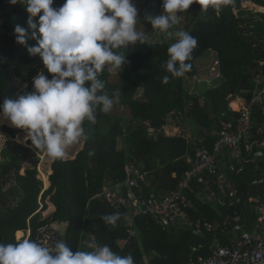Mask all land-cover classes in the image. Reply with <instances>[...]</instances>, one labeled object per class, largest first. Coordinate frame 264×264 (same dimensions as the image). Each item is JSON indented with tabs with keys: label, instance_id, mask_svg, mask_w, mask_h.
<instances>
[{
	"label": "trees",
	"instance_id": "obj_1",
	"mask_svg": "<svg viewBox=\"0 0 264 264\" xmlns=\"http://www.w3.org/2000/svg\"><path fill=\"white\" fill-rule=\"evenodd\" d=\"M140 1L144 9L139 11L138 22L149 24L145 15L156 16L163 11L162 0ZM64 2L53 0L52 7ZM183 13L176 31H187L198 41L186 61L190 69L181 77H173L164 69L167 49L176 41L173 36L165 34L158 40L147 37L145 43L122 48L119 54L125 55V64L115 70L116 81L110 84L105 69L99 75L105 82L103 91L111 96L114 88L118 94L114 106L120 112L109 118L97 108L95 124L84 121L89 139L73 158L51 162L48 188L43 189L36 167L21 172L30 149L12 140L18 130L9 121L1 122L6 119L0 114V129L10 137L0 147V243H16L18 230H29L33 237L39 226L63 221V240L73 251H87L83 243L94 235L99 245H108L120 256L131 255L134 264H196L198 255L206 256L211 247L230 243L232 233L222 222L233 213L217 199L206 200L199 184L193 183L194 190L188 193L192 206L186 213L187 222L200 219L213 223L210 231L200 234L187 226H163L148 215H140L134 219L136 235L128 238L123 225L127 211L111 209L99 194L104 186L126 183V167L131 165L144 174L140 189H136L141 197H164L176 190L192 166L195 150L213 149L222 114L228 119L238 115L230 108V101L242 97L249 102L260 92V101L250 116L252 139L258 143L249 153L241 151L240 159L228 151L217 159L218 170L242 199L236 210L245 229L258 224L248 199H264L262 186L252 183L264 178V0H234L219 14L211 8L203 12L200 4L193 3ZM27 16L22 5L0 0V104L5 98L34 91L33 77L38 72L44 71L49 79L52 76L45 67L40 71L32 67L42 59L27 51L28 46L37 44L30 37V29L26 45L15 40L14 27L19 24L27 29ZM203 54H212L213 60L209 75L201 80L195 61ZM215 61L218 75L214 76L210 67ZM166 75L169 79L165 83ZM12 78L26 86L18 88ZM199 81L207 84L204 89L197 88ZM168 119H173L172 123ZM185 125L192 130V142L184 133ZM25 134L17 138L23 141ZM223 160L226 165L220 166ZM229 163L241 170L231 171ZM214 188L220 191L219 184ZM219 197L226 199L223 192ZM115 212L120 213L115 227L100 218Z\"/></svg>",
	"mask_w": 264,
	"mask_h": 264
},
{
	"label": "clouds",
	"instance_id": "obj_2",
	"mask_svg": "<svg viewBox=\"0 0 264 264\" xmlns=\"http://www.w3.org/2000/svg\"><path fill=\"white\" fill-rule=\"evenodd\" d=\"M20 4L27 16V29L19 24L14 27L15 40L26 45L30 37L37 41L28 46L30 55H37L48 73L40 71L33 77L34 91L25 92L15 99L5 98L0 104V114L10 124L23 130V141L46 153L53 160H63L66 149L86 142L85 120L96 122V110L107 114L119 99L110 96L105 82L99 78L105 66L116 70L124 66L125 55L118 49L128 48L137 42L145 43V31L137 30L138 9L132 0H65L58 8L53 0H9ZM193 3L201 11L209 8L217 14L234 0H162L160 15H145L144 19L167 36L175 35L176 41L168 49L164 69L173 77H181L191 67L197 39L189 32L170 31L179 24L180 15ZM39 14V15H38ZM34 19V18H37ZM169 76H164L166 83ZM91 154V153H90ZM112 227L120 218L115 212L100 217ZM90 251H73L64 241H57L53 248L34 240L23 238L16 243H0V264H134L131 255L120 256L108 245L89 244Z\"/></svg>",
	"mask_w": 264,
	"mask_h": 264
},
{
	"label": "built area",
	"instance_id": "obj_3",
	"mask_svg": "<svg viewBox=\"0 0 264 264\" xmlns=\"http://www.w3.org/2000/svg\"><path fill=\"white\" fill-rule=\"evenodd\" d=\"M217 64L218 61H215L210 67V73L214 76L213 72H217ZM259 101L260 95L255 94L243 107L235 110L238 112L236 117L228 119L225 113L222 114L221 128L213 149L202 147L195 150L190 170L179 182L177 189L168 195L159 197L150 194L148 197H141L136 189H140V180H144V174L132 165L126 167L129 175L126 183L115 187H103L99 195L108 206L116 211H127L123 225L127 228L128 238L136 235L134 219L140 215H148L163 226L170 224L187 226L194 234L210 231L213 228V223L210 221L197 219L192 223L187 222L186 210L192 206L188 193L194 190L193 183H195L202 187L201 192L206 200L217 199L233 210L231 218H226L222 222L223 228L232 233L230 243L211 247L210 254L206 256L198 255L196 264H264V199L262 196H251L248 199L252 203L260 225V236H255L245 229L242 216L236 210L242 202L241 197L233 183L218 170L217 165L218 156L223 151H228L233 158L240 159L243 156L241 151L249 153L258 143L257 140L252 139L250 116L252 107ZM228 165L231 171L241 170V167L237 168L233 163ZM252 183L261 185L264 190V178L255 179ZM214 184L220 185L219 192L214 188ZM222 192L226 196L225 201L219 197ZM23 238L34 240L49 248H53L57 241H64L63 233L58 231L54 223L41 225L33 237L28 234ZM89 244H98L94 235H90L83 243L87 251L91 250Z\"/></svg>",
	"mask_w": 264,
	"mask_h": 264
},
{
	"label": "rangeland",
	"instance_id": "obj_4",
	"mask_svg": "<svg viewBox=\"0 0 264 264\" xmlns=\"http://www.w3.org/2000/svg\"><path fill=\"white\" fill-rule=\"evenodd\" d=\"M132 2L137 7V9H138V15H139V13H140L139 11H141V9L142 10L144 9L143 2L140 1V0H132ZM196 4H198V3H196ZM162 12H163L162 10L161 11H158V13H156V15H160ZM178 14L180 15V18H179V21H180V19L183 18L184 13H178ZM177 25L176 26H173V28L170 29V31H172L173 33H175L176 30H177ZM137 30H139V31H145L147 37L149 39H151V40H158L159 38L165 36V34L164 33H161L159 30H153V28H152V30H150V23L148 24V23H145V22H138L137 23ZM173 37H175V35H173ZM120 50L121 49H118L117 50L118 53H119ZM212 60H213L212 54H203L201 57H199L195 61V65L197 66V68H198V70L200 72L199 73V76H200V79L201 80H202L203 77L206 78L207 74L209 75L208 69H209L210 64L212 63ZM32 67H36L40 71L44 67V65H43L42 62L41 63L36 62V63H32ZM109 67L110 66H105V70H107L109 72V81H110V84H112V83H114L116 81V74H115V70L110 71L109 70ZM213 74L216 75L217 72H213ZM12 81H13V85L17 86L20 89H22V88H24L26 86V84L25 83H21L20 82V79H18V78H12ZM196 84H197V88L198 89H204V86L207 85V84H205L202 81H199ZM111 91L113 93V92H115V89L114 88H111ZM137 94H139V91H138ZM258 94L261 96V93L260 92ZM246 102L247 101H245V103ZM237 109H239V108H237ZM119 112H120V108L119 107H116V106H113L112 110L109 113H107V115L110 118L113 114H118ZM172 121H173V119L172 120L171 119H168V122L169 123H172ZM1 122H8V120L7 119H6V121L5 120H1ZM183 127H184V133L187 135V138H189L191 140V142H192V140H193L192 130L187 125H185ZM15 129H17L18 132H17V134L15 135V137L12 140L15 141V142H17V140H16L17 137L23 135V133H25V132L23 130H21V129H18V128H15ZM8 138L10 140V137L0 129V147L4 143V140H6ZM17 143H19V144H21V145H23L25 147H28L30 149L29 155L26 157V159L24 160V162L21 165V172H23L25 168L31 167L32 165H35L34 167L37 168L38 177L42 180L43 189H46V187L44 186V183H43V179H42V174L41 173H46L47 172V169H49V171H50V169H51L50 166H51V162L53 161V159L49 158L46 153L39 152V150H37L33 146H31V141L30 140L27 141V144H24V143H21V142H17ZM82 144H83V142L82 143H77V144H74V145L70 146L68 149H66V155L67 156L65 157V159L66 158L67 159L73 158L75 156L76 152L82 148ZM120 145H121V143H120ZM34 155H39V159L37 161L32 160V156H34ZM41 155L44 156V162H41V160H42ZM50 172H49V174H50ZM49 174H48V176H49ZM54 226L58 229V231L60 233H63L64 228L66 226V223L63 222V221H59V222L54 223ZM18 231H20V230H18ZM21 231H23V237H26L27 236V232L29 230H26V232H24V230H21ZM16 232H15V238H16V240L22 239V237H20V238L17 237Z\"/></svg>",
	"mask_w": 264,
	"mask_h": 264
},
{
	"label": "crops",
	"instance_id": "obj_5",
	"mask_svg": "<svg viewBox=\"0 0 264 264\" xmlns=\"http://www.w3.org/2000/svg\"><path fill=\"white\" fill-rule=\"evenodd\" d=\"M236 102L237 103V105H235L234 107L233 106H231V104L233 103V102ZM245 99H243V98H241V97H236V98H233L231 101H230V103H229V105H230V107L231 108H234V110H237V108H241V107H243L244 105H245ZM235 107H237V108H235ZM226 159V158H225ZM221 165H226V163H225V161L223 160L221 163H220V166ZM50 171H51V169H50ZM49 171V172H50ZM49 172H48V174H49ZM51 173V172H50ZM48 176V175H47ZM48 178V177H47ZM48 185H49V180H48ZM48 185L47 186H45V187H48ZM260 225L259 224H257L256 222H254V224L253 225H251L250 227H248V229H249V231L251 232V233H253L255 236H260V227H259ZM24 232H26V231H24ZM30 233V231H28L27 232V235Z\"/></svg>",
	"mask_w": 264,
	"mask_h": 264
},
{
	"label": "bare ground",
	"instance_id": "obj_6",
	"mask_svg": "<svg viewBox=\"0 0 264 264\" xmlns=\"http://www.w3.org/2000/svg\"><path fill=\"white\" fill-rule=\"evenodd\" d=\"M233 107L235 106V105H237V103L234 101L232 104H231ZM235 108H237V107H235ZM81 147V146H80ZM79 149V148H78ZM76 151V150H75ZM36 152V151H35ZM37 154V153H36ZM67 156V155H66ZM73 156V155H72ZM41 158H42V160H41V162H44V156L43 155H41ZM67 159V158H66ZM41 169V168H40ZM48 172H49V169H47V172L46 173H41L42 174V179H43V183H44V186H47L48 185V178H47V175H48ZM16 235H17V237L18 238H20V237H23V231H17L16 232Z\"/></svg>",
	"mask_w": 264,
	"mask_h": 264
},
{
	"label": "water",
	"instance_id": "obj_7",
	"mask_svg": "<svg viewBox=\"0 0 264 264\" xmlns=\"http://www.w3.org/2000/svg\"><path fill=\"white\" fill-rule=\"evenodd\" d=\"M39 159V155H34L32 156V160L37 161ZM35 165H32L31 167L33 168Z\"/></svg>",
	"mask_w": 264,
	"mask_h": 264
}]
</instances>
